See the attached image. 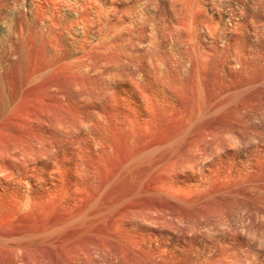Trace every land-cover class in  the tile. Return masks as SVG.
Masks as SVG:
<instances>
[{"label":"rangeland","instance_id":"374dc122","mask_svg":"<svg viewBox=\"0 0 264 264\" xmlns=\"http://www.w3.org/2000/svg\"><path fill=\"white\" fill-rule=\"evenodd\" d=\"M0 264H264V0H0Z\"/></svg>","mask_w":264,"mask_h":264}]
</instances>
